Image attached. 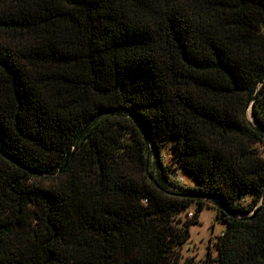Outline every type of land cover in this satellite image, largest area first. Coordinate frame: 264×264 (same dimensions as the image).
<instances>
[{"label": "trees", "instance_id": "1", "mask_svg": "<svg viewBox=\"0 0 264 264\" xmlns=\"http://www.w3.org/2000/svg\"><path fill=\"white\" fill-rule=\"evenodd\" d=\"M263 24L264 0H0V264H179L206 207L201 264H264Z\"/></svg>", "mask_w": 264, "mask_h": 264}, {"label": "rangeland", "instance_id": "2", "mask_svg": "<svg viewBox=\"0 0 264 264\" xmlns=\"http://www.w3.org/2000/svg\"><path fill=\"white\" fill-rule=\"evenodd\" d=\"M262 32H264V24L262 26ZM251 109L250 107L247 110ZM167 146L163 153L165 154V162H170L172 160L169 157ZM257 150L260 155L264 156V141L257 145ZM177 174V182L182 187L195 188L197 186L196 181L194 180V176L182 168L176 171ZM175 173L171 171V177H173ZM193 214V209H189L186 212L180 214L178 216L179 219L184 221V219H190ZM225 224L220 220L215 219V209L214 208H203L198 213V222L189 226V235L190 240L185 242L180 248L181 258L179 259V264L183 262L184 259L187 258L190 262L194 264H201V261L206 258L207 253H211L212 259H216L217 251L215 249V242L217 241L218 236L220 237Z\"/></svg>", "mask_w": 264, "mask_h": 264}, {"label": "water", "instance_id": "3", "mask_svg": "<svg viewBox=\"0 0 264 264\" xmlns=\"http://www.w3.org/2000/svg\"><path fill=\"white\" fill-rule=\"evenodd\" d=\"M258 210H259V208L256 209V211H258ZM256 211H254L253 213H250L249 215H247V217H249L251 215L253 216ZM229 214H231V213H229ZM241 218H243V217H241Z\"/></svg>", "mask_w": 264, "mask_h": 264}, {"label": "bare ground", "instance_id": "4", "mask_svg": "<svg viewBox=\"0 0 264 264\" xmlns=\"http://www.w3.org/2000/svg\"><path fill=\"white\" fill-rule=\"evenodd\" d=\"M247 117H248L249 119H251V116H250V110L248 111Z\"/></svg>", "mask_w": 264, "mask_h": 264}]
</instances>
